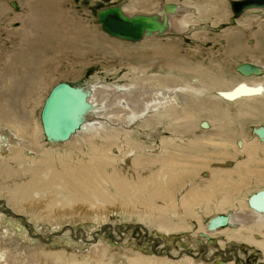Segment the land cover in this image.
I'll use <instances>...</instances> for the list:
<instances>
[{"label": "bare ground", "instance_id": "bare-ground-1", "mask_svg": "<svg viewBox=\"0 0 264 264\" xmlns=\"http://www.w3.org/2000/svg\"><path fill=\"white\" fill-rule=\"evenodd\" d=\"M191 1L192 0H188L187 3L183 4L178 2H166L163 0L160 4L156 5L152 4L150 0H133L135 7H145L151 4L153 11L148 13L130 12L124 7L122 2H119L98 9L97 24L101 26L106 34L115 38V40L112 39L114 42H116V39H120L138 44L142 41L143 43L148 41L146 39L151 40L150 38L153 37L164 38L170 35L173 36L180 34H183L184 36L193 35L194 39L201 43L209 42L206 35L212 30L213 24L212 26H208L205 22L207 21L206 18H201L205 15L203 14L205 13L203 7L204 4H192ZM233 1L235 0H229L231 7H229V9L233 14L231 19H229L231 24H235V21L244 13H252L258 16L264 12V6H255L248 7L240 14H236L233 8ZM206 2H208V0H204L203 3ZM209 2L211 3V1ZM40 4L41 2H33V0H29L23 8L22 14L12 16V20L10 21L11 25L13 22L21 23V29H13V34L21 39L16 48L10 52L0 53V58H2L0 65L7 66L6 64H11L15 58L27 55L32 46L37 48L42 46V44L36 42V38L44 36L49 30V25L45 22L46 14ZM12 5L16 12L19 10L16 2H11L9 7L0 5V17L8 15V12L11 13L13 8ZM113 7L119 8L120 12L128 18L148 17L151 21L156 23L155 27L146 28L144 36L136 40L112 35L103 29L102 23L99 20L98 12ZM214 8L216 9L215 6ZM73 19L74 18L71 20L72 25L78 28L80 23L75 22ZM215 27L216 25L214 28ZM247 27L251 30L253 24L251 23ZM87 28H89V26H87ZM259 29L260 30L253 33L252 38L249 39L253 42V46L250 45L249 40L244 44L243 39L245 35L242 32L237 33L236 35L234 33L227 35V41L229 44L227 48H229V51L224 53L225 56L239 57L243 61H245L243 58H248L252 61L251 63L250 61L246 62L248 61L246 60L241 64H253L259 67L260 72L243 73L238 71L244 80L241 79L242 81L237 82L232 87H229L228 90L221 93L229 104L233 103L231 105L246 102L255 105L257 104L264 110V101H261L264 100V63L261 65L258 63L260 59H264V52L262 49L263 41L258 40L260 37L264 38V25H261ZM84 31L89 36V41L91 42L90 49H94L88 52V54L91 55L93 51L100 49L99 43L92 39L93 36H91L89 32H86L85 29ZM8 38L11 39L12 37L8 36ZM12 67L15 69V66ZM78 67L79 69H84L85 65L81 64L80 66H77V68ZM77 68L74 70H77ZM196 69L199 70L196 71L194 75H197L200 81H202L204 85L209 86V88H213L215 84L220 82L218 78L208 75V72L202 67L197 66ZM0 71L3 70L0 68ZM148 71L150 72V69L134 67V72L143 74V77L139 79V81L147 82L157 80V77L150 79L148 77ZM12 72L13 71L7 74L4 73L3 75H1L2 72H0V83L6 81H1L2 77L6 78L10 76L11 78L13 74L11 75L10 73ZM22 77H24V80L26 81L33 79V75L30 71L25 72ZM19 80L15 81L13 84L10 83L9 90L7 91H4L1 87V85H4V87L6 85L4 83L0 84V102H2L0 103V197L4 198V201L2 202H5L6 200L5 204H7V206L10 205L12 209L17 212H25L23 210L27 207L35 216H37V220L39 218L46 220L45 218L40 217V215L46 213L47 216L50 217L55 211L54 209L57 207L56 202H58L55 193H58L57 186H61V192L71 198L70 201L72 204H68L67 202L64 205L66 207L68 206L70 209L77 204H80L81 206L86 204H88V206H93L97 201H101V204L103 205H113L118 203L121 211L124 213L130 212L129 210H132L133 207L135 210H133L132 213H139V215H145L147 218L148 216H156L157 214V218H155L157 219V222H153L150 219L149 221H152V225L155 224V226L163 233V237L166 238L165 244H167L165 248H171L172 253H167V255L164 253L162 257L153 258V253H148V250L142 249L135 240L130 241L128 239L127 242L124 241L122 242L123 244H119L120 242H118V240L115 241L118 243H112L109 239L104 238L105 236H101L97 240L95 239V242L85 241L84 239L82 240V238L80 239L78 236L80 232L83 234L84 238L88 236L95 238V235L98 233V226L95 227V224L84 226V229H78L77 227L69 228V232L66 231L64 234H60V230H63L60 227L53 229L52 233L49 231H39L38 233H41L39 234L41 240H35L27 231L24 222H20L21 213L12 215L16 218H8L1 212L2 209H0V248L4 249L0 250V252H3V254L1 253L0 255V259L4 258L7 253L8 257L6 255V261L10 262L14 259V255L9 254L10 246L13 245L11 241L18 243L15 244V247H17V249L19 248L20 251H26V253L32 254L33 258L35 256L34 254L37 253V250L27 251V249L29 250L33 246L44 241L42 235L47 236L50 241L52 236H55L56 238L54 242L44 247L46 250L64 247L63 251L51 254L49 260L51 263H54V260L57 262L58 260L65 259L64 252L66 248L68 249L69 247L74 251V255L75 252H77V254H89L88 256L91 260H94L93 262H95V264H113V258L115 259L117 255L112 253L117 252L115 250L118 247H122L121 251H124L125 253L134 252L133 257H128L127 254L125 255V260L131 264H245L246 261L243 262L241 259L242 254L245 252V247L241 245L252 244V246H258L264 251V240L256 238L258 234L264 236V191L259 192V195L257 193L249 197L251 201L248 199V205L242 204V201H238L239 208H235L233 211H226L225 209L232 201L239 199L240 194L248 188V184L252 178L264 182V171L250 166L249 163L254 159L253 164L257 166L262 160L261 159L259 162L256 160V156H258V151H260V149L264 152V138L258 134L260 133L264 136L263 125L256 127L257 129L254 131V138H252L251 141H248L247 138L244 137L243 142L236 145L238 148L241 147L248 157L247 161H244V163L239 165V169L236 168V170L233 171H224L222 169L211 170L209 166L206 165H203V167H193L194 170L183 166L179 169L178 166L180 163L178 162V157L169 155L170 151L168 148L173 146V143H169L164 139V133L159 128L153 130L155 127L153 126L154 123H157V125L160 126L162 125L163 120L170 119L176 128L177 126L174 123V117L177 115L182 114L186 124H189L190 121L196 122L200 115L206 114L212 121H210L211 123L208 122L203 125L208 126L209 124L215 126V124H217V136L226 135L224 133H226L228 126L235 124L226 111H221L222 109L216 102L202 99L191 94L194 90L203 88L204 86L202 84L200 86L187 87L182 84H171L170 81H164L162 87H166V89L163 90L171 91L170 88L173 87H175L174 90L177 87L181 89L183 94L182 102L175 98L166 100V102L164 101V103H162L163 100H161V102L159 98H155L156 102L153 105L155 110L152 111L154 113L146 118L143 116L142 99L147 93L142 90H138V92L130 91L129 94L120 95L118 92L111 90L110 85L97 82V75L95 78L92 77L89 80V83H87L88 85L83 88L73 87L68 83H61V85L65 86V92L69 90L70 93H63L60 96L62 108L58 106L55 108L57 114L55 113L54 120H57L60 123L58 129L55 130L51 128L53 126L50 127V121L46 117L44 108L41 114V121L39 119L36 120V114H34L36 108L32 109L31 112L25 110L24 107L23 109L25 112H20L21 110L17 111V109H15L16 106L12 101L16 98L14 96L15 93H20L23 87L28 86V84H21ZM32 85L38 89H44L43 91L45 94L48 92V88L51 87V84H29L30 87H32ZM160 91L162 90H156L157 93ZM37 93H40L39 97L42 99L43 92L38 91ZM56 93L57 92H55V94ZM50 96H52V92L47 98L45 105H48L47 102ZM19 97H21V95ZM101 100L110 101L111 108L105 111L104 106L99 105L100 103L102 104ZM167 102L168 107H162ZM259 107L247 105L243 108L247 111L244 112L242 110L240 111L241 113L239 112V115L245 114L247 116L258 114ZM141 118H144L143 122L146 124V127L144 128L145 131L143 132L146 137L149 138L150 141H156L157 143L158 141H161L162 151L167 152L159 161L151 158L137 159L136 166H141L143 163L154 165L155 162H158L162 164V169L152 174L148 179L139 177L135 181H130L124 176H121L112 164H107V166L112 168L111 173L106 171V168L103 169L104 166L102 164L105 158L108 160L112 158V156L110 157V155H108V152L111 151L112 148L118 147V141L119 139L122 140V135L125 136L123 141L127 144L126 147L132 152H144V149L140 144H134L130 140L129 135L126 133V128H124L129 121L133 123ZM66 126H68V128L72 127V130L70 131V135L64 139V137L68 135V133L64 131ZM181 127L186 129L191 128L192 126ZM100 129L105 130L106 134L103 133L105 134L102 137L103 142L96 144L94 137L96 136V133H99ZM93 130H96V132ZM42 136H44L45 140L48 142V145H43V149L40 145V143H42ZM77 137H82L88 142L87 146L90 149V152L86 154L87 159H78V154L76 155L75 153H72L73 156L70 155L67 160H62L61 158L64 157H60V162L58 163L59 168L56 167V162L53 160V157L49 156V152L51 151L55 153L58 150L57 148L62 146L66 147L68 145V147L80 151V148L77 147L79 142L75 143ZM207 140L214 142L213 137ZM222 144L226 145L227 143L222 142ZM30 153L35 155L41 153L44 154V157H41L39 160L38 158H32ZM223 156L224 154H222V157ZM28 163H30V166H25V164ZM39 164L43 166L40 167ZM32 165L34 167H32ZM200 168L203 170H211L212 178L210 181H207V185L204 188L196 186L193 182L194 178L199 175L202 170ZM21 175L27 177L26 181L18 180V177ZM234 175L239 176V180L235 179L233 177ZM15 177L16 179L14 182L13 178ZM47 177H49V179H47ZM103 183L107 184L109 187L100 188V185ZM178 185H180L179 188L182 190L181 194L180 192H177V194H180L182 197L180 202L176 197V194L172 191L173 189L175 190ZM187 188L189 189L187 190ZM47 193L49 194L47 195ZM58 194H60V192ZM37 195H40V197L42 196L39 198L43 199V201L41 200V202H38L40 201L39 199L36 201L35 196ZM159 200L165 201L169 207H166L165 205L164 208H161L162 206L160 207ZM212 202L216 203L215 209H217V214L209 216L211 210L210 204ZM140 206H142V208ZM202 206L205 207V211L200 210V207L202 208ZM175 207L179 209L182 207L189 211L186 213V217L181 219V222L179 223L174 221V223H171L168 219L163 218L165 215L167 217L168 214L175 213ZM192 209L195 210V212L197 210L198 213L194 216V220H197L199 223L197 234L190 237L188 236V233H182L183 238L180 239V237L174 236V238L171 239L173 236L172 234L177 235L179 234L178 232L186 231L188 229L185 221H187L188 216H190L189 218L191 219V217L196 214ZM35 211H39L40 213H34ZM192 211L194 213H191ZM47 216L46 218H48ZM225 216L227 222L222 223V219L218 217ZM49 219L51 221V218ZM99 234L100 233H98V235ZM25 238L28 239L27 242ZM218 238H225V241H218ZM234 242L239 243V245L234 244ZM217 246H219L221 250H217ZM228 249L231 251L233 249L236 250L239 255L241 252V257L238 255H236V257L239 260L241 259L243 263L236 261V257L232 258L228 255V253H226L227 251H225ZM203 251L208 252V254L210 253V258H207L208 256H206V253L203 254ZM256 252L258 251H255L254 253ZM217 254L221 255L217 256V258H213V256H216ZM223 256H227L228 260L224 259ZM38 258L36 261H38ZM247 258L249 259V257ZM70 260L71 262L78 264L75 256ZM107 260L108 262H106ZM115 261L117 260H114V262ZM87 264H90V262L88 261Z\"/></svg>", "mask_w": 264, "mask_h": 264}, {"label": "rangeland", "instance_id": "rangeland-1", "mask_svg": "<svg viewBox=\"0 0 264 264\" xmlns=\"http://www.w3.org/2000/svg\"><path fill=\"white\" fill-rule=\"evenodd\" d=\"M27 1L29 0H0V5L9 7L11 2H16L19 7V10L16 12L15 8L12 5L13 8L11 13L8 12V15L0 17V53H8L16 48V46L19 44V40L21 38L13 34V29H21V23L13 22L11 25L10 21L12 20L13 15L22 14L23 8ZM162 1L163 0H150L152 4L156 5L160 4ZM164 1L175 3L178 2L183 4L188 2V0ZM209 1H211V3ZM33 2H41L40 5L43 7L46 14L45 22L49 25V30L46 32V34L44 36L36 38V42L42 44V46L39 48L32 46L27 55L15 58L16 60L14 59L11 64H6L7 66L0 65L1 70H3L0 71L2 72L1 75L13 71L12 73H10L11 75L13 74V77L11 76L10 78V76H8L6 78L2 77L1 79V81L6 80L5 82L0 83H4L6 85L5 87L4 85H1L4 91L9 90L8 88L10 86V83L13 84L19 79L21 84H28V86L22 88V91H20V93L16 92L14 95L16 98H14L12 101L13 104H15V109H17V111L21 110L20 112H25V109L31 112L32 109L36 108L34 113L36 114V120L39 119L41 121L42 110L53 88L61 83H68L73 87L83 88L88 85L87 83H89V80L92 77L95 78L97 75V82L105 85H110V89L118 92L120 95L129 94L130 91L138 92V90L146 92L147 94L142 99V109L143 116L147 118V116H150L152 115V113H154L152 111L155 110L153 108V105L156 102L155 98H159L160 101L163 100V102L161 101L162 103H164V101L166 102V100L175 98L182 102L183 94L181 92V89L177 87L174 90L175 87H173L170 88L171 91L163 90L166 89V87H162L164 81H170L171 84H182L187 87L200 86L202 84L204 86L203 88L194 90L191 94L202 99L216 102L217 105L222 109L221 111H226L231 120L235 123L234 125L231 124L230 126H228L226 133H224L226 135H216L218 129L217 124H215V126L209 124L208 126H204L206 123L212 121L206 114L200 115L196 122L190 121L189 124H186L183 115L180 114L174 117V123L177 126L176 128L173 125V122L169 119L163 120L162 125L160 126H158L157 123H154L153 126L155 127L153 130L159 128L164 133V139L169 143H173V146H170L168 148L170 151L169 155L178 157V162L180 163L178 166L179 169L183 166L189 167L190 169L194 170L193 167H203V165H206L209 166L211 170L222 169L224 171H233L236 170V168L239 169V165L241 163H244V161H247L248 157L244 150L241 149V147L238 148L236 145L243 142L244 137L247 138L248 141H251L252 138H254L253 136L255 135L254 131L257 129L256 127L261 125L264 126V110L257 104L255 105L246 102H240L241 104L237 103L235 105H231L233 103L229 104L226 98H224L221 92H225L229 89V87H232L237 82L244 80L242 79V75H240L236 70V67L246 60H248L246 62H252L248 58H243L245 59V61H243L239 57L225 56L224 53L226 51H229V48H227V46L229 45L227 41V35H231L232 33L236 35L237 33L242 32L245 35L243 39V42L245 44L249 39L252 38V34L258 32L260 30L259 27H261V25H264V12H262L258 16L252 13H244L238 20L235 21V24H231L229 19H231L233 14L229 9V0H208V2L206 3H203L204 0H197V2L196 0H192V4H204L203 7L205 13L203 14L205 15H203L204 17L202 16L201 18H206V25L212 26L213 24L212 30L209 31V34L206 35V38L209 39V42L201 43L194 39L193 35L184 36L183 34H180L173 36L170 35L164 38L153 37L150 38L151 40L146 39L148 41L144 43L142 41L137 44L126 42L120 39H116V42L112 41V39L115 40V38L106 34L102 30L101 26L97 24V10L105 6H110L122 2L124 4V7H126V9H128V11L130 12L148 13L153 11L151 4L145 7H135L133 4V0H33ZM214 6L216 7V9L214 8ZM72 18H74L73 20L75 22L80 23V26L78 28L72 25ZM251 23L253 24V27L251 28V30H249L247 26ZM215 25L216 27L214 28ZM87 26H89V28H87ZM84 29L86 30V32H89L91 36H93L92 39L95 42L99 43L100 49H96L91 55H89L88 52L94 49H90L91 42L89 41V36L85 33ZM8 36H11L12 38L9 39ZM258 40L263 41L262 49L264 52V38L260 37L258 38ZM251 42L252 41L249 40L250 45L253 46V42ZM1 61L2 58H0V64ZM258 63L261 65L262 63H264V59H260ZM81 64L85 65L84 69H79V67L77 68V66H80ZM12 66H15L16 71L19 72L17 73ZM197 66L205 69L206 72H208V75H212L218 78V80L220 81L218 83L219 85L215 84L213 88H209V86L204 85V83L200 81L199 77H197V75H194V73L199 70L196 69ZM134 67L150 69V72L148 71V77L150 79L157 77V80H151L147 82L139 81V79L143 77V74L134 72ZM76 68L77 70H74ZM29 71L30 73H32L33 79L26 81L22 76L25 72ZM40 83L51 84V87L48 88V92L46 94L43 91L44 89H38L33 85L32 87L29 86V84ZM156 90L162 91L157 93ZM36 91L43 92L42 99L39 97L40 93H37ZM20 95L21 97H19ZM101 102L102 104L100 103L99 105H103L105 111L111 108L110 101L101 100ZM247 105L259 107V113L247 115L248 117L245 114L239 115L241 113L240 111H247L243 109ZM162 107H168V102ZM143 121L144 118L138 119L133 123L129 121V123L124 126V128H126L125 130L129 135L130 140L134 144H140L143 147L144 152H132L129 148L126 147L127 144L123 141L125 136L122 135V140L119 139L118 141V147H114L111 151L108 152V155H110V157L112 156V158H110V160L106 158L103 160V169L106 168L105 170L111 173L112 168L107 166V164H112V166H114L116 171L121 176H124L130 181H135L139 177L148 179L152 176V174L162 169V164L158 162H155L154 165L143 163V165L141 166H136L137 159L151 158L153 160L159 161L167 152L162 151L161 141H158L157 143L156 141H150L149 138L146 137V135L143 133L145 131L144 128L146 127V124ZM181 126L192 127L184 129ZM93 131L96 132V130ZM103 133L106 134L105 130L100 129L99 133H96V136L94 135V141H96V144H100L101 142H103L102 137L105 135ZM211 137H213L214 142L207 140ZM222 142L227 144L223 145ZM47 143L48 142L45 140L44 136H42V143H40L41 148H44L43 145H48ZM75 143H78L77 147L80 148V151L72 149L68 147V145L66 147L62 146L60 148H57L58 150L55 153L51 151L49 152V156L53 157V160L56 162V167H58L60 157H64L61 158L62 160H67L69 159L70 155H72V153H75L76 155L78 154V159H87L86 154L90 152V149L87 146L88 142H86L82 137H77L75 139ZM220 153L224 154V156H229L222 157V154ZM30 155L32 158H38L39 160L41 159V157H44V154L41 153H37L36 155L30 153ZM258 156H256V160L260 162V160L262 159L260 164H257V166L254 165L253 159L252 162H249L250 166L259 168L264 171V152L262 149L258 151ZM25 166L29 167L30 163L25 164ZM39 166L41 167L43 165L39 164ZM32 167L34 166L32 165ZM210 171L207 169H202L199 175H197L198 178L197 176L194 178V184L201 188L206 187L207 181H210L212 178ZM233 177L239 180V176L234 175ZM15 179L16 177L13 178L14 182ZM26 179L27 177L24 175L18 177L19 181H26ZM47 179H49V177H47ZM103 187L109 186L103 183L100 185V188ZM179 187L180 185H178L177 188L175 190L173 189L172 191L176 194V197L180 202L182 198L180 195L182 193V190H180ZM188 189L189 188H187V190ZM57 190L58 193L60 192V194L55 193L56 199L58 201L56 202L57 207H55V211L51 214L50 217H48L47 214L43 212V214L40 215V217L45 218L48 221L39 218L38 222V220L36 219L37 216H35L27 207V210L26 208H24L25 210H23L25 212H17L16 210L12 209L10 205L7 206V204H5L6 200L5 202H2L4 201V198L0 197V209H2L1 212L8 218H16L12 215L21 213L22 215H20V222H24L27 231L35 240H41V238L39 237V234L41 233H38L39 231H49L50 233H52L53 229L60 227L61 229H63H59L61 231L60 234H64L66 231L69 232V228L77 227L78 229H84V226L95 224V227L98 226V233L100 234L98 235L97 233L95 235V238H93L92 236L84 238L83 234L80 232L78 234L80 239L82 238V240L84 239L85 241L95 242V239L97 240L99 237L105 236L104 238L109 239L110 242H120L119 244H123L122 242L124 241L127 242L128 239L130 241L135 240L142 249L148 250V253H153V258L162 257L164 253H166V255L167 253H172L171 248H165L167 244H165L166 238L163 237V233L155 226V224L152 225V221L157 222V219H155L157 218V214L156 216L153 215L154 217L148 216L147 218V216L145 215L132 213L133 210H135V208L133 209V207L132 210H129L130 212L124 213L123 211H121L118 203L113 205H103L101 204V201H97L93 206H88V204L81 206L80 204H77L70 209L68 206L66 207L64 205L67 202L68 204H72V202L70 201L71 198L69 196H66L65 193L63 194L61 192V186H57ZM261 191H264V182L252 178V180L248 184V188H246L240 194L239 199H235L228 205V207L225 208L226 211H233L235 210V208H239L238 201H242V204L248 205L249 197ZM177 192H180V194H177ZM48 194L49 193H47V195ZM39 197L40 195L35 196V200L37 201L39 199L40 201L38 202H41V200L43 201V199H40L42 196L40 198ZM159 201L160 207L162 206L161 208H164L165 205L166 207H169L167 206V203L165 201ZM215 204L216 203L214 202L210 204L211 210L209 216L217 214ZM140 207L142 208V206ZM200 210L205 211L206 209L204 206H202V208L200 207ZM193 211L195 212V210ZM193 211L191 213H194ZM38 212L39 211H35L34 213ZM188 212L189 211L180 207V209L176 208L175 213H170L167 215V217L165 215L163 216V218L168 219L171 223H179L181 222V219L186 217V213ZM195 213L196 214L194 215L192 214L193 217H191V219L189 218L190 216H188L187 221H185L188 229L186 231L178 232L179 234L177 235L172 234L173 236L171 237V239H173L174 236L180 237V239L183 238L182 233H188V236L190 237L197 234L199 223L197 222V220H194V216L198 214L197 210ZM46 216L48 218H46ZM49 218H51V221ZM149 219L152 221H149ZM42 236L44 238V241L41 242L42 244L40 243L36 246H33L29 250L27 249V251L37 250V253L34 254L35 259L34 257L32 258V254L26 253V251H20L19 248L17 249V247H15V244L18 243H16L15 241H11L13 245L10 246L9 254L14 255V259L12 260L13 262L6 261L8 257L7 253V257L5 255L4 258L0 259V264H76L74 262H71L70 260L73 256H75L78 264H87L88 261L90 262V264H95V262H93L94 260H91L88 256L89 254H77V252H75L74 255V251H72V248L70 247L68 249L66 248L64 252L65 259H61L60 261L58 260L57 262H55L54 260V263H51V261H49L51 254L63 251L64 247H57L51 250H46V248L44 247L54 242L56 238L55 236H52L50 241L47 236ZM256 238L259 240H264L263 235L260 236L258 234ZM25 240L27 242L28 239L25 238ZM117 240L118 242H115ZM221 240L225 241V238H218V241ZM234 244L239 245V243L236 242H234ZM241 246L245 247V252L244 254H242V257L240 256L241 252L239 255V253L234 249L231 251L229 250V248L225 251H227L226 253H228V255H230L232 258H235L236 255H238L239 257H241L243 262L246 261L245 264L264 263L263 249L258 246H252V244H243ZM2 249L0 248V250ZM121 249L122 247H118L115 250L117 252L112 253L117 255L115 259L113 258L112 263L131 264L125 260V255L127 254L128 257H133L134 252L125 253L124 251L122 252ZM217 250H221V248L217 246ZM255 251L258 252L254 253ZM1 253L3 254L2 251L0 252V255ZM205 253L206 256H208L207 258H210V253L208 254V252L203 251V254ZM220 255L221 254H217L216 256H213V258H217V256ZM223 257L224 259L228 260L227 256ZM247 257H249V259ZM37 258L38 261H36ZM237 259L238 258L236 257V261L243 263L241 259ZM114 260L117 261L114 262ZM106 262H108V260Z\"/></svg>", "mask_w": 264, "mask_h": 264}, {"label": "water", "instance_id": "water-1", "mask_svg": "<svg viewBox=\"0 0 264 264\" xmlns=\"http://www.w3.org/2000/svg\"><path fill=\"white\" fill-rule=\"evenodd\" d=\"M255 6H264V0H235L233 1V8L236 14H240L243 10H245L248 7H255ZM98 15H99V20L102 23V27L105 31L115 36H120V37H124L127 39H133V40L143 37L146 31V28L155 27V24H156L154 23V21H151V19H149L148 17L128 18L120 12L119 8H116V7L101 10L98 12ZM236 70L241 71L243 73H250V72L259 73L260 72L259 67L253 64H250V63L238 65ZM64 88L65 86L61 84L53 88L52 96H50L47 102L48 105H45L44 107L46 117L50 121V127L53 126L51 128L55 130L58 129L59 124H60L57 120H54L55 113H56L55 108L57 106L62 108V101L60 99V96L63 93L64 94L70 93L69 90L65 92ZM55 92L57 93L55 94ZM59 99H60V102H59ZM43 115H44V112H43ZM71 130H72V127H69V128L68 126L65 127L64 131L68 133V135L66 134L67 136H65L64 139L70 135ZM258 134L262 138H264V136H262L260 133ZM263 195H264V192H263ZM249 201H251V199H249ZM218 218L222 219V223L227 222L226 216L218 217Z\"/></svg>", "mask_w": 264, "mask_h": 264}]
</instances>
